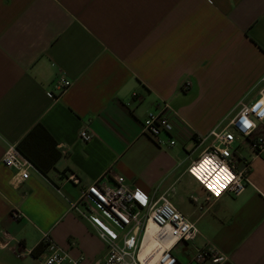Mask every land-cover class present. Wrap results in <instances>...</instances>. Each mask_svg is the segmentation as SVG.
I'll use <instances>...</instances> for the list:
<instances>
[{
	"label": "crops",
	"instance_id": "1",
	"mask_svg": "<svg viewBox=\"0 0 264 264\" xmlns=\"http://www.w3.org/2000/svg\"><path fill=\"white\" fill-rule=\"evenodd\" d=\"M58 74L70 85L53 98ZM212 80L226 81L232 99L209 120L193 118L182 102ZM263 86L264 0H0V231L13 238L0 264H41L44 251L16 258L13 250L32 251L43 233L79 264L103 261L105 244L68 203L115 176L143 202L167 198L194 224V242L171 249L176 264H194L205 243L227 256L223 264H264V151L235 135L237 167L248 165L237 196L208 201L186 174L209 143L197 138L222 129ZM164 106L178 127L172 147L143 133L147 113ZM85 127L87 143L78 137ZM263 131L264 121L255 134ZM21 142L44 173L31 169L16 185L1 159L7 144ZM88 204L91 222L119 241L122 230Z\"/></svg>",
	"mask_w": 264,
	"mask_h": 264
},
{
	"label": "built area",
	"instance_id": "2",
	"mask_svg": "<svg viewBox=\"0 0 264 264\" xmlns=\"http://www.w3.org/2000/svg\"><path fill=\"white\" fill-rule=\"evenodd\" d=\"M70 81L58 74L53 80L50 96L59 97L69 87ZM189 83L182 86L187 90ZM264 121V86L257 97L249 104L240 105L233 116L228 118L222 129L214 128L203 138H197L198 144L209 140L204 150L192 160L186 168V174L199 186L206 200L219 199L223 194L239 195L247 184L245 172L247 163L238 169L237 160L232 152L235 135L246 138L252 152L256 155L264 151V131L255 134L257 127ZM143 133L158 147H172L176 144V118L164 106L159 111L148 112L142 123ZM78 137L82 142H89L92 135L87 128H82ZM2 164L13 170V183L19 184L29 177L31 169H35L12 144H7L1 159ZM203 165V168H201ZM197 169V172L191 169ZM66 181L78 184V178L67 174ZM58 190V189H57ZM219 192V195H217ZM195 200L194 198H191ZM89 202L96 204L122 230L121 239L109 236L97 228L89 218ZM69 209L84 218L95 228L99 239L106 246V257L94 264H144L139 253L149 223L158 229L156 240L163 245L154 264H176L171 249L179 242L193 243L197 230L165 197L155 201L143 202L139 195L126 185L123 177L115 176L112 184L97 180L82 189L76 201L69 202ZM10 218L19 220L21 214L11 211ZM13 238L5 231H0V248H5ZM18 244V243H17ZM39 244L43 245L41 264H79L81 257L73 259L52 242L47 233L42 234ZM13 250L16 258L30 255L20 244ZM208 260L211 264H223L227 256L205 243L197 248L191 262L201 264Z\"/></svg>",
	"mask_w": 264,
	"mask_h": 264
},
{
	"label": "rangeland",
	"instance_id": "3",
	"mask_svg": "<svg viewBox=\"0 0 264 264\" xmlns=\"http://www.w3.org/2000/svg\"><path fill=\"white\" fill-rule=\"evenodd\" d=\"M229 87L226 81L212 80L203 84L200 87V94L193 93L192 95L184 98L182 104L189 105L190 116L194 118L196 114L204 113L208 120L215 115L221 109V106L229 104V100L232 99V93L228 91ZM196 121V119H193ZM198 122V120H197ZM194 123V122H193Z\"/></svg>",
	"mask_w": 264,
	"mask_h": 264
},
{
	"label": "bare ground",
	"instance_id": "4",
	"mask_svg": "<svg viewBox=\"0 0 264 264\" xmlns=\"http://www.w3.org/2000/svg\"><path fill=\"white\" fill-rule=\"evenodd\" d=\"M158 229L152 223L148 224L147 231L144 236V241L139 253V259L144 264H154L161 252L163 245H161L157 240Z\"/></svg>",
	"mask_w": 264,
	"mask_h": 264
},
{
	"label": "trees",
	"instance_id": "5",
	"mask_svg": "<svg viewBox=\"0 0 264 264\" xmlns=\"http://www.w3.org/2000/svg\"><path fill=\"white\" fill-rule=\"evenodd\" d=\"M36 130H43V128L41 127V126H37L36 128H35ZM44 131V130H43ZM21 146H22V142L21 143H19L18 145H16L15 147H16V150L27 160V161H29L30 163H31V165L34 167V168H36V169H38L39 171H41L42 173H44L43 172V170L42 169H40V168H38V167H36L35 166V164L30 160V158H28L26 155H25V153L23 152V150H22V148H21ZM43 245L42 244H38V246H36V248H34L32 251H31V255H35L36 253L35 252H42L43 251Z\"/></svg>",
	"mask_w": 264,
	"mask_h": 264
},
{
	"label": "clouds",
	"instance_id": "6",
	"mask_svg": "<svg viewBox=\"0 0 264 264\" xmlns=\"http://www.w3.org/2000/svg\"><path fill=\"white\" fill-rule=\"evenodd\" d=\"M201 168H203V165H201ZM191 171H193V172H197L198 170L195 169V168H193V169H191Z\"/></svg>",
	"mask_w": 264,
	"mask_h": 264
},
{
	"label": "snow or ice",
	"instance_id": "7",
	"mask_svg": "<svg viewBox=\"0 0 264 264\" xmlns=\"http://www.w3.org/2000/svg\"><path fill=\"white\" fill-rule=\"evenodd\" d=\"M217 195H219V192H217Z\"/></svg>",
	"mask_w": 264,
	"mask_h": 264
}]
</instances>
